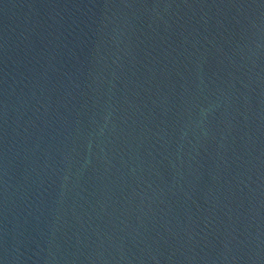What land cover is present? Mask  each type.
<instances>
[{"label": "water", "instance_id": "95a60500", "mask_svg": "<svg viewBox=\"0 0 264 264\" xmlns=\"http://www.w3.org/2000/svg\"><path fill=\"white\" fill-rule=\"evenodd\" d=\"M0 264H180L26 0H0Z\"/></svg>", "mask_w": 264, "mask_h": 264}]
</instances>
